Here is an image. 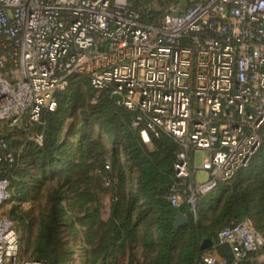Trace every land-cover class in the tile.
<instances>
[{
  "label": "built area",
  "instance_id": "2783aa9c",
  "mask_svg": "<svg viewBox=\"0 0 264 264\" xmlns=\"http://www.w3.org/2000/svg\"><path fill=\"white\" fill-rule=\"evenodd\" d=\"M156 1L0 0V124L43 125V111L56 109L71 76H84L97 94L119 95L116 102L135 112L132 125L149 149L161 133L178 143L183 181L169 200L174 207L185 200L195 212L200 195L229 182L261 144L264 0H172L164 10ZM30 139L42 145L43 134ZM5 148L0 138V161L12 162ZM11 196L0 177V208ZM218 242L233 259L212 248L203 256L208 264L255 263L264 236L241 219ZM0 264H42L20 260L8 215L0 216Z\"/></svg>",
  "mask_w": 264,
  "mask_h": 264
},
{
  "label": "trees",
  "instance_id": "16d2710c",
  "mask_svg": "<svg viewBox=\"0 0 264 264\" xmlns=\"http://www.w3.org/2000/svg\"><path fill=\"white\" fill-rule=\"evenodd\" d=\"M56 97V109L42 113L44 124L29 127L43 134L42 145L32 141L35 145L23 155L14 150L18 141L5 132L3 126L10 125L0 124L6 143L2 153L14 156L12 162L0 161V177L10 182L15 203L8 216L16 223L25 260L68 264L79 225L84 228L83 264H123L121 256L127 257L126 264H208L203 256L212 248L231 261V247L219 243L218 234L241 219L251 220L264 236V124L261 144L248 165L229 182L201 194L194 212L185 200L179 207L169 200L183 181L175 169L181 149L171 136L152 135L149 149L132 125L135 112L107 91L97 94L84 76H71L68 88ZM71 119L81 129L75 133L78 128H71V134H78L74 143L64 138ZM95 126L110 144L95 136ZM13 128L32 135L29 129ZM129 180L134 188L128 187ZM107 182L113 201L104 220L99 194ZM34 201L36 210L22 208ZM178 211L187 216L181 225L175 223ZM206 239L213 243L202 247Z\"/></svg>",
  "mask_w": 264,
  "mask_h": 264
},
{
  "label": "rangeland",
  "instance_id": "374dc122",
  "mask_svg": "<svg viewBox=\"0 0 264 264\" xmlns=\"http://www.w3.org/2000/svg\"><path fill=\"white\" fill-rule=\"evenodd\" d=\"M171 1L172 0H157L156 4H158V5L156 8L164 10L165 6L168 5L169 3H171ZM74 125L75 124H74L73 120L71 119L68 121L67 126L65 128L64 138L70 140L71 143H74L78 139V134H71V128L72 129L74 127L78 128V130H76L75 133H78L81 130L79 126H74ZM3 127L5 129V132L8 133V135L10 136V140H17L18 141L19 144L14 145V150H16V152L19 155L25 154L26 151L30 147L35 145L32 142L33 140L30 139V136L28 138V135L24 134L22 131L14 129L12 126L11 127L10 126H3ZM95 128H96L95 133H94L95 136L96 137L102 136L103 140L107 144H110V142H108V138L106 137L104 132H102L98 126H95ZM30 129H29V131H31V133L33 134L34 132H36L37 127L35 126L32 130H30ZM203 153H204L203 151H198L195 153V160H194V166L195 167H199L201 165ZM33 173H36V170H34ZM196 180L198 182H204L205 181V173L199 172L197 174ZM128 185H129L128 187L130 189L132 187L134 188V181L129 180ZM110 186H111V184L109 182H107V184H104V188L106 190L99 194V199L101 202V213H102V218L104 220L109 219L110 214H111V206H112V201H113L112 197L113 196H112L111 190L109 189ZM14 203H15V201L10 200L3 207H1L0 208V216L8 215L9 211L11 210ZM37 204H38V201L24 202L22 204V208L25 210H29L31 208L36 210L37 207L35 205H37ZM35 214H38V211H35ZM20 231H21V229L19 228V232ZM79 231H78L79 235L77 236V238L75 240L71 241V245L73 246V255H72L71 260L68 262V264H83V262H84V258H83L84 248H85L84 233H83L84 228L80 225H79ZM27 258H28V256L22 254V252H21L20 260L23 262ZM120 260L123 264H126L127 257L121 256ZM254 262H255V264H264V249H261V251L255 255Z\"/></svg>",
  "mask_w": 264,
  "mask_h": 264
},
{
  "label": "water",
  "instance_id": "95a60500",
  "mask_svg": "<svg viewBox=\"0 0 264 264\" xmlns=\"http://www.w3.org/2000/svg\"><path fill=\"white\" fill-rule=\"evenodd\" d=\"M115 100H118L121 102V97L119 95H114ZM187 221V216L182 213L181 211H178L176 214V225H181L182 223ZM213 242L210 239H206L202 245V247H207L209 245H211Z\"/></svg>",
  "mask_w": 264,
  "mask_h": 264
}]
</instances>
